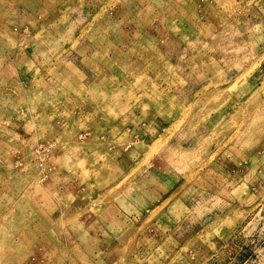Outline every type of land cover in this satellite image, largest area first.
I'll use <instances>...</instances> for the list:
<instances>
[{
	"label": "rangeland",
	"instance_id": "1",
	"mask_svg": "<svg viewBox=\"0 0 264 264\" xmlns=\"http://www.w3.org/2000/svg\"><path fill=\"white\" fill-rule=\"evenodd\" d=\"M0 264H264V0H0Z\"/></svg>",
	"mask_w": 264,
	"mask_h": 264
},
{
	"label": "bare ground",
	"instance_id": "2",
	"mask_svg": "<svg viewBox=\"0 0 264 264\" xmlns=\"http://www.w3.org/2000/svg\"><path fill=\"white\" fill-rule=\"evenodd\" d=\"M26 6L25 8H23L22 10H27V8H30L31 10L34 9V10H38L40 13H42L44 11V8L42 5L36 3V4H28L26 3ZM10 31V30H9Z\"/></svg>",
	"mask_w": 264,
	"mask_h": 264
}]
</instances>
